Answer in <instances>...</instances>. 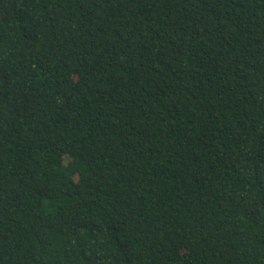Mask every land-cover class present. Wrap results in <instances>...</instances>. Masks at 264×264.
Returning a JSON list of instances; mask_svg holds the SVG:
<instances>
[{
  "label": "trees",
  "instance_id": "16d2710c",
  "mask_svg": "<svg viewBox=\"0 0 264 264\" xmlns=\"http://www.w3.org/2000/svg\"><path fill=\"white\" fill-rule=\"evenodd\" d=\"M0 264H264V0H0Z\"/></svg>",
  "mask_w": 264,
  "mask_h": 264
}]
</instances>
